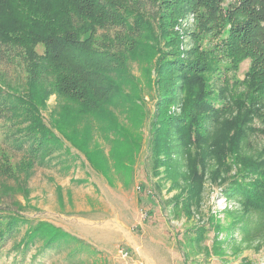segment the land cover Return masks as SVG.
<instances>
[{
	"label": "rangeland",
	"instance_id": "1",
	"mask_svg": "<svg viewBox=\"0 0 264 264\" xmlns=\"http://www.w3.org/2000/svg\"><path fill=\"white\" fill-rule=\"evenodd\" d=\"M183 1L155 0L156 18L134 1H111L141 37L117 52L111 29L80 34L92 40L78 75L70 73L82 97L58 93L53 76L78 62L45 63L42 44L3 45L0 264H123L121 249L143 264H264V240L246 242L237 228L259 214L249 219L247 205L224 192L235 178L264 185V94L246 85L254 60L234 63L223 52L231 32L225 17L242 0H223L214 23ZM196 67L209 70L190 75ZM26 108H36V119L26 120ZM226 109L224 119L244 126L243 162L226 154L229 168L213 180L218 165L207 153L199 209L174 210L176 199L189 197L180 175L194 142L214 137ZM26 137L30 147L20 152ZM41 228L56 242L43 240ZM34 233L41 235L30 244Z\"/></svg>",
	"mask_w": 264,
	"mask_h": 264
},
{
	"label": "trees",
	"instance_id": "2",
	"mask_svg": "<svg viewBox=\"0 0 264 264\" xmlns=\"http://www.w3.org/2000/svg\"><path fill=\"white\" fill-rule=\"evenodd\" d=\"M111 1L114 0H0V61L5 59L4 55L6 52L3 51L2 47L6 43L26 44L31 48L35 44H42L44 46L42 59H44L45 63L55 62V60L63 66L71 65L70 61L79 63L69 66L70 69L67 70L64 67L56 69L53 76L55 77L54 81L58 88V93L69 95V97L73 98L82 97L78 94L82 88L78 89L76 82L73 81L74 78L70 79V73L75 72V75H78V72L82 69L80 60L85 55V53L82 54L83 46L88 45L92 40L89 38L87 41L81 42L79 38L80 34H86L89 31V34L95 35V29H111L109 33H112V35L109 33L107 35L109 39L112 37L116 45L120 47L119 51L115 50L117 52H121L129 39H139L141 37V31L137 27L136 22H130L121 16L124 13L113 9L115 3ZM116 1L125 3L127 6L132 5L134 1L152 18L161 15L154 5L155 0ZM222 1L184 0L183 2L186 8H192V11L203 9L204 13L208 15L207 20H211L214 23L216 20L215 15L221 17L220 3ZM120 10H126V8H120ZM98 11L100 12V16L97 14ZM225 20H227L228 28L231 32L227 38H224L223 52L234 63L239 62L240 59L245 57L254 60L252 65L253 71L250 72L252 78L246 85H248V89L256 91L257 94H264V0L240 1L238 9L228 11ZM256 38H258V41H255ZM74 52L75 54H73ZM78 69L80 70L78 71ZM206 70H209V68L196 67L193 68V73H190V75L196 74L197 71L203 72ZM32 82L30 81V83ZM232 87H238V84ZM230 98L238 99V97L234 96ZM205 101H209L212 104L210 102L211 98ZM25 103L32 108L35 107L34 104L36 102L33 98L25 100ZM1 105L3 107L8 105V103L4 99ZM226 107L228 105L222 104L221 108L225 109ZM33 109L32 112L28 108L25 109L27 121L36 119L33 115L36 112V108ZM210 109L212 112L213 108L210 107ZM230 111L231 109H226L225 113H223L224 115L218 118L215 123L218 124V127L213 131L214 137L202 140V144H200V140L194 142V146H196L194 148L197 151L188 160L190 166L186 170L187 173L186 175L179 174L190 185L189 197L187 201H181V197L176 199L172 204L174 205V210L183 212L188 207L186 210L191 215L194 207L197 210L199 209L206 176L207 153L211 156V160L215 161L214 164L218 165V168L211 171L210 177L213 180L224 176L226 173L225 169L229 168L225 164L226 154L236 155L243 162V144L244 141H247L244 138V126L241 125L242 123H229L226 118L224 119L226 113ZM240 114L237 117V121L239 122L243 116V114ZM107 129L108 132H112L115 130V127L111 126ZM231 130L235 131L231 132ZM30 142V138H23L18 143L17 150L25 153L27 148L30 147ZM240 178L244 179V177ZM252 179H244L246 182H243L239 178H235L230 182L228 189L225 188L224 191L227 194L225 196L226 199L238 196L239 201L247 205L249 213L246 214H248L247 217L249 219L259 214V217L252 223H248L247 220L246 223L240 224L237 227L241 232L243 240L249 243L264 240V208H261L260 212V206L264 204L261 197L264 196V193L262 195L264 185L256 184ZM256 186L258 187L257 190L260 191L257 194V190L254 191L253 189ZM40 230L43 240L46 242L48 240V243L56 242V240H52L50 237L51 232H49L48 228H41ZM228 232H232L231 229H228ZM41 234H32L28 238L30 244L34 243ZM196 234L200 238L201 232L198 231Z\"/></svg>",
	"mask_w": 264,
	"mask_h": 264
},
{
	"label": "built area",
	"instance_id": "3",
	"mask_svg": "<svg viewBox=\"0 0 264 264\" xmlns=\"http://www.w3.org/2000/svg\"><path fill=\"white\" fill-rule=\"evenodd\" d=\"M118 257L120 261L123 262V264H143L138 263L139 261H135V259L132 258L131 254L125 249H121L120 251H118Z\"/></svg>",
	"mask_w": 264,
	"mask_h": 264
}]
</instances>
